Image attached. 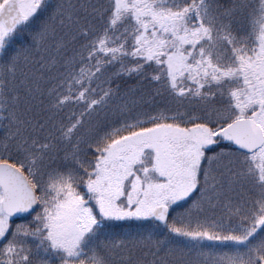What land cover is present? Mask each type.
Here are the masks:
<instances>
[{
	"label": "snow or ice",
	"instance_id": "1",
	"mask_svg": "<svg viewBox=\"0 0 264 264\" xmlns=\"http://www.w3.org/2000/svg\"><path fill=\"white\" fill-rule=\"evenodd\" d=\"M0 264H264V0H0Z\"/></svg>",
	"mask_w": 264,
	"mask_h": 264
}]
</instances>
